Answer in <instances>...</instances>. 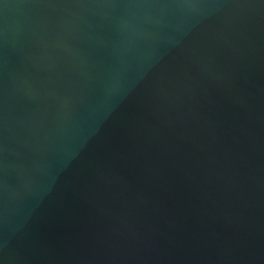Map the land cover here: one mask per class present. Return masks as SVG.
<instances>
[{"label": "water", "instance_id": "obj_1", "mask_svg": "<svg viewBox=\"0 0 264 264\" xmlns=\"http://www.w3.org/2000/svg\"><path fill=\"white\" fill-rule=\"evenodd\" d=\"M0 264H264V0H0Z\"/></svg>", "mask_w": 264, "mask_h": 264}]
</instances>
